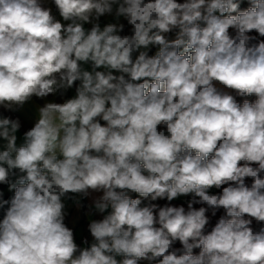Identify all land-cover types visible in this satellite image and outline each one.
Here are the masks:
<instances>
[{"label": "clouds", "instance_id": "1", "mask_svg": "<svg viewBox=\"0 0 264 264\" xmlns=\"http://www.w3.org/2000/svg\"><path fill=\"white\" fill-rule=\"evenodd\" d=\"M244 2L0 0V110L45 101L20 146L0 112V264H264V0ZM90 191L81 247L63 198Z\"/></svg>", "mask_w": 264, "mask_h": 264}, {"label": "rangeland", "instance_id": "2", "mask_svg": "<svg viewBox=\"0 0 264 264\" xmlns=\"http://www.w3.org/2000/svg\"><path fill=\"white\" fill-rule=\"evenodd\" d=\"M47 6L52 7L53 14L56 16L57 19H61L59 17V14L57 10L55 9L54 5L51 3V0H49V3ZM108 23H114V24H124L126 23V19L124 17H115V16H104L100 19L101 27ZM86 28H90L91 25H85ZM169 39L175 38V33L168 34ZM158 50L157 47H152L150 51V55H154L155 52ZM86 68H90L89 65H85ZM77 84L79 82H76ZM220 88V87H219ZM227 91V90H225ZM75 95V87L72 89H69L66 93L65 98H71ZM48 100H55L56 102H62V100L58 101V96L56 97H48ZM44 100L37 99L36 97H33V99L26 103L22 108H20L18 111L13 112L15 113L16 117L20 119L21 122V129L17 132V146H20L23 143V133L28 130L30 127L33 126L37 119V109L38 107L42 106L44 104ZM103 124L104 122L101 121ZM7 141L0 138V150H3V148L6 146ZM0 191L3 193H10L13 191H9V186L6 184H0ZM211 193L215 194L218 192L217 189L213 188L210 190ZM72 195V194H70ZM102 195V193H96L91 192L88 197H81L77 196L76 199L80 201V204L77 205V203L73 199L63 198V202L65 204V211L68 213L65 219V223L68 227L72 228L74 231L75 241L76 243L81 247L90 246L92 242V237L90 232L85 233L83 223L84 222H90L91 220H99L103 218L104 214H100L96 212V210L93 207V201L98 196ZM129 195L132 196V198H138V194L134 192H129ZM191 199V196H182L177 201H188ZM143 205V204H142ZM106 214V213H105ZM83 222V223H82ZM87 239L89 244L84 245L83 240ZM119 259V258H118ZM141 264H146V262H141Z\"/></svg>", "mask_w": 264, "mask_h": 264}, {"label": "trees", "instance_id": "3", "mask_svg": "<svg viewBox=\"0 0 264 264\" xmlns=\"http://www.w3.org/2000/svg\"><path fill=\"white\" fill-rule=\"evenodd\" d=\"M181 2H182V0H181ZM53 5H54V4H53ZM248 6H249V5H248V3H247V0H245V2L241 4V10L246 9ZM54 7H55V6H54ZM55 9H56V8H55ZM124 25H125V29H124V32L121 33V34H122V35H123V34H130V26L127 25V22H126ZM230 31H231V30H230ZM261 39H264V38H261ZM214 83H215V85H216L218 88L220 87L221 89H223V90H227V91H229L230 93L232 92V90L225 89L223 85H220V84H219V82H214ZM232 94H234V93H232ZM244 99H249V100H253V101H254L255 97H254V96H252V97H237V101H238V103H241V104L243 103V100H244ZM60 100H61V97L58 96V101H60ZM0 112H3V115H4V116H10V117H12V118H17L16 115H15V113H13V112H6V111H3V110H0ZM21 122H22V121H21ZM248 182H249V183L251 182L250 179L248 180ZM218 191H220V190H218ZM0 192H1V191H0ZM2 193H3V192H2ZM13 194H14V191H13V192H10V193H3V199H10L11 196H12ZM141 199H142V204H146V203H147L146 200H143V198H141ZM155 203H159L161 206H163L165 203H168V202H167L166 200H158V201H156ZM171 204L176 205V206L184 205V206L186 207V206H187V201H177V200H173V201L171 202ZM200 206H201V205H194V207H197V208H199ZM206 214L209 215V216H211V210H209V212L206 213ZM222 214H223V209H221L220 211L217 212L216 217H212V225L215 224L216 220H217V219L219 218V216L222 215ZM2 216H3V213L0 212V219H2ZM82 223H83V222H82ZM88 224H89V222H84V223H83L85 233L89 232V231H88ZM254 226H255V222H254ZM175 246H176V247H180V245H179L178 242H177V244H176ZM193 251H194V254H198L199 249H194Z\"/></svg>", "mask_w": 264, "mask_h": 264}, {"label": "crops", "instance_id": "4", "mask_svg": "<svg viewBox=\"0 0 264 264\" xmlns=\"http://www.w3.org/2000/svg\"><path fill=\"white\" fill-rule=\"evenodd\" d=\"M127 22V21H126ZM125 24V23H124Z\"/></svg>", "mask_w": 264, "mask_h": 264}]
</instances>
